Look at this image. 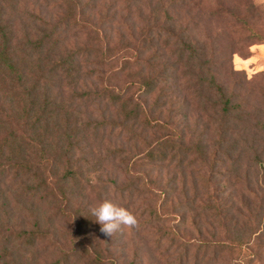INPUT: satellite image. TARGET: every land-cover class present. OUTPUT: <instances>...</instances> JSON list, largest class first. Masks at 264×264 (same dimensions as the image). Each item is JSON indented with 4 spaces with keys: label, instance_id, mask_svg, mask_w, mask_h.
Returning <instances> with one entry per match:
<instances>
[{
    "label": "rangeland",
    "instance_id": "1",
    "mask_svg": "<svg viewBox=\"0 0 264 264\" xmlns=\"http://www.w3.org/2000/svg\"><path fill=\"white\" fill-rule=\"evenodd\" d=\"M68 11L65 0H22L8 15L15 17V39H23L25 18L33 13L44 19L39 24L46 30L56 27L65 38L64 50H82L81 69L88 75L75 94L61 90L64 103L72 102L66 105L70 120H77L70 127L71 152L84 171V179L69 186L73 208L90 212L109 199L134 213L139 227L112 238L100 232L99 224L81 225L77 232L57 201H38L39 194L29 196L28 183L17 179L7 186V205H1V217L13 230L0 233L9 235L8 249L20 247L22 255L9 264H264V45L251 64L242 57L264 35V0H77L75 17L61 25ZM159 27L166 32L161 37ZM171 29L206 47L210 70L232 102L240 104L242 111L234 114L238 119L218 123L212 111L193 106L185 88L188 71L177 62L175 46L163 45ZM88 47L93 50L85 55ZM103 54L110 57L103 61ZM158 76L157 87L145 93L141 79ZM10 83L6 87L19 94V87ZM105 83L123 89V97L146 101L153 117L170 120L176 132L185 133L186 144H201L204 157L194 146L183 161L171 159L170 153L149 159L145 152L168 130L143 128L141 117L126 120L107 99L77 96ZM150 207L160 208L165 219L142 227ZM35 216L50 233L27 249L16 234ZM165 227H172L176 238L189 240L187 251L176 240L171 243V235L157 241ZM236 237L241 246L216 252L214 241ZM200 238L213 242L200 247ZM96 251L105 257L103 263L92 259ZM249 252L254 254L248 257Z\"/></svg>",
    "mask_w": 264,
    "mask_h": 264
},
{
    "label": "trees",
    "instance_id": "2",
    "mask_svg": "<svg viewBox=\"0 0 264 264\" xmlns=\"http://www.w3.org/2000/svg\"><path fill=\"white\" fill-rule=\"evenodd\" d=\"M20 1L22 0H0V200L3 199L0 204V230H10V232L13 230L11 225L6 224L1 217L3 208L1 205L7 203V186L17 179L28 183L26 193L29 196L34 197L39 194L38 201H43L48 197L50 201H57L58 209L62 211V214L67 211L66 218L71 223L77 224V232L82 229L81 225L96 228L98 223L94 222V217L90 212H83L78 207L73 208L74 195L71 191L68 192L69 186L78 184L84 179V171L79 163L80 158H74L71 152V147L75 143L71 140L70 127L77 120H70L71 108H68L69 113L66 105H71L72 102L64 103L61 90L66 87L75 94L80 80L88 75L81 69L82 50L71 52L64 50L65 38L58 36L56 27L46 30L39 24L44 19H39L33 13H28L25 18L28 29L23 39H15L13 29L15 17L8 14L15 13ZM65 1L69 11L59 22L61 25H66L73 15L75 17L77 0ZM255 4L257 1L252 2L251 9L256 7ZM37 19H39L38 22ZM242 23L248 24L246 20ZM160 29L161 27L158 28V37L166 33L160 32ZM170 32L164 36L163 45L175 46L173 51L176 53L177 62L186 67L188 71L189 84L185 88L188 89L193 106L203 113L212 111L218 123H228L238 119L234 114L242 111L240 104L232 102L225 87L210 70L211 58L204 57L208 54L206 47L192 40L188 34L176 33L173 29ZM263 41L264 35L256 40V42ZM90 49L92 48H86L85 55L90 54ZM249 55L250 50L248 49L242 57L246 58ZM103 56V61L110 57L105 54ZM165 70L168 69L165 68ZM160 77H143L139 85L143 87L145 93H150L157 87ZM8 81H11L12 88L18 89L19 87V94L6 87ZM10 95H17V97L11 99ZM82 95L91 96L92 99H107L117 104L126 120L141 117L140 122L143 128L158 127L168 130L165 136L155 140L145 152L149 159H154V157L164 159L170 153L171 159L177 158L183 161L185 155L194 151L192 150L194 146L198 154L204 157L201 144H186L184 142L185 133L176 132L170 120L153 117L151 115L153 107L146 110L147 102L138 97H123L125 91L115 83H105L100 89L88 90L77 96ZM133 99H135L134 103H132ZM5 103L8 105L9 112L5 110ZM157 104L155 100L154 105L157 106ZM62 112H66L65 118L61 117ZM20 119H22L21 125L18 124ZM62 120H64L63 123L60 122ZM213 122L212 120L211 123ZM85 176V179L89 180V170L85 172ZM193 188H196L195 183ZM182 190L187 192L186 187ZM147 215L143 219L142 227L152 222H162L165 219L160 208L157 207H150ZM33 220L29 227L21 228L16 234V237L21 239L20 243L26 245L27 249L41 240L44 241L50 233L49 228L44 227V221L38 216H35ZM170 235L171 243L176 240L187 251L186 245L189 244V240L176 238L172 227H165L157 241ZM9 241L8 234L0 233V242L3 244L0 247V257L4 259L3 264H9L15 256H22L20 247L13 246L12 249H8ZM212 242V240L200 238L199 246L208 247V244ZM213 243L217 252L241 246L242 241L241 237H236L232 242L219 240ZM253 254L249 252L247 256ZM104 258L99 251H96L92 259L103 263ZM241 262L244 263V260L242 259Z\"/></svg>",
    "mask_w": 264,
    "mask_h": 264
},
{
    "label": "clouds",
    "instance_id": "3",
    "mask_svg": "<svg viewBox=\"0 0 264 264\" xmlns=\"http://www.w3.org/2000/svg\"><path fill=\"white\" fill-rule=\"evenodd\" d=\"M90 214L94 217V222L101 226L100 232L109 238L124 229L139 227L138 218L134 213L109 199L92 206Z\"/></svg>",
    "mask_w": 264,
    "mask_h": 264
},
{
    "label": "crops",
    "instance_id": "4",
    "mask_svg": "<svg viewBox=\"0 0 264 264\" xmlns=\"http://www.w3.org/2000/svg\"><path fill=\"white\" fill-rule=\"evenodd\" d=\"M261 45H264V41L263 42H256V43L250 45V48H249L250 55L248 57L244 58L243 60L247 61V63L250 62V64H251L252 63V59L257 57L258 51L260 49L259 47Z\"/></svg>",
    "mask_w": 264,
    "mask_h": 264
}]
</instances>
